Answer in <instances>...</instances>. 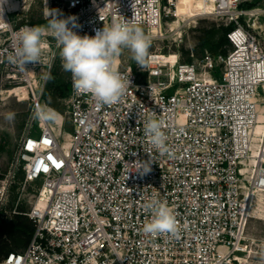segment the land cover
Instances as JSON below:
<instances>
[{
  "label": "built area",
  "instance_id": "1",
  "mask_svg": "<svg viewBox=\"0 0 264 264\" xmlns=\"http://www.w3.org/2000/svg\"><path fill=\"white\" fill-rule=\"evenodd\" d=\"M252 1L206 0L201 14L232 26L227 53L174 63L150 53L145 81L115 60L114 70L130 81L116 104L78 94L69 72L72 132L64 120L58 131L40 120L39 132L23 138L13 168L24 170L25 182L42 180L26 212L34 232L0 264H246L253 197L264 194V131L256 133L264 122V10ZM11 2L0 0V77L30 87L37 111L45 82L36 90L32 71L51 69L56 53L26 67L13 61L16 33L25 25L12 20ZM51 9L74 16L81 36L125 21L162 34L177 0H49L47 18ZM150 119L161 122L165 152L145 135ZM146 164L151 171L141 175ZM9 191L7 179L0 220ZM154 202L175 215V234L143 232Z\"/></svg>",
  "mask_w": 264,
  "mask_h": 264
},
{
  "label": "rangeland",
  "instance_id": "2",
  "mask_svg": "<svg viewBox=\"0 0 264 264\" xmlns=\"http://www.w3.org/2000/svg\"><path fill=\"white\" fill-rule=\"evenodd\" d=\"M189 1L192 5L196 2V0ZM11 3L13 4H10V8L17 10L11 17L18 27L22 25L47 24L48 21L43 24H35L37 21L49 19L44 12L45 0H12ZM249 5L258 6L264 10V0H253ZM182 7L183 9L186 7L184 2ZM194 10H197V8ZM185 15L183 13L182 17H185ZM177 19L174 15L166 17L162 27V34H156L142 28L149 39L148 55L155 52L165 55L176 54L181 62H189L187 58L190 55L193 61L197 57L202 56V40L208 31L226 26L221 18L199 14L192 17L188 16L185 20H181L179 26L173 30L172 24ZM261 22L263 23L259 31L261 36H264V18ZM255 24L258 25L257 22ZM42 43L50 45L49 48L42 49V53L45 54L43 57L45 58L44 61L47 62L53 52L56 53V57L51 69L45 65L32 71L33 87L36 90H40L44 82V85H46L49 73L52 70H56L58 78L70 84L69 72L65 71L62 66L59 54L60 48L56 40L45 33ZM230 48L227 47L226 49ZM48 52L51 54H46ZM148 55L143 67L136 64L131 58V53L128 49H124L117 57V60L121 59L124 66L131 65L139 73L140 80L145 81L146 71L144 69H146ZM22 87L26 88V93L21 92ZM48 101L55 103L59 107V110L53 108L47 104V100L43 96L41 97V107L56 114L54 120L48 121L58 131L64 120V130L72 132L67 98H55L53 93H50ZM36 112L30 87L11 82L5 77H0V185L7 179L10 183V191L2 209L3 217L1 219L10 218L18 209L29 211L37 200V189L41 186L42 180L25 182L24 170L22 168L14 170L13 168V161L23 138L30 133L36 134L40 130V120L35 118ZM9 116L13 118L9 119ZM262 116H264V113ZM251 212L252 216L246 231L248 248L244 256L247 260L246 264H264V194H258L255 197ZM2 241L4 240L0 238V242ZM5 241L12 248L16 246L13 240L5 239Z\"/></svg>",
  "mask_w": 264,
  "mask_h": 264
},
{
  "label": "clouds",
  "instance_id": "3",
  "mask_svg": "<svg viewBox=\"0 0 264 264\" xmlns=\"http://www.w3.org/2000/svg\"><path fill=\"white\" fill-rule=\"evenodd\" d=\"M49 17L46 25H25L18 30L13 61L22 67L38 64L44 47L42 38L47 33L56 40L60 48L62 66L71 73L74 90L78 94H90L100 105L116 104L130 86V81L114 70V62L124 49H128L136 64L144 66L150 47L144 30L140 26H133L129 21L113 22L94 30V36H81L73 31L78 27L74 16L60 18L59 10L51 9ZM55 115L54 112L41 108L35 113V118L54 120ZM144 132L153 148L160 152L167 151L166 137L159 120L146 121ZM150 171L151 165L146 164L142 166L140 173L144 175ZM148 207L153 211V218L143 226L145 234L157 236L177 232L176 217L166 204L154 202Z\"/></svg>",
  "mask_w": 264,
  "mask_h": 264
},
{
  "label": "trees",
  "instance_id": "4",
  "mask_svg": "<svg viewBox=\"0 0 264 264\" xmlns=\"http://www.w3.org/2000/svg\"><path fill=\"white\" fill-rule=\"evenodd\" d=\"M251 6V5H249ZM46 20L37 21L35 24H43ZM232 29L231 25L221 26L219 29H212L203 37L202 50L203 53L209 51L213 54L227 53L230 47V41L227 33ZM190 54V53H189ZM190 62L192 61L190 55L187 58ZM70 91V84L65 83L62 79L57 77L56 70H52L49 73L47 83L44 87L43 98L47 100V104L55 109L59 110V107L48 101V95L53 93L55 98L63 97L66 98ZM27 211L18 209L10 218H3L0 220V238L4 241L0 242V261H2L9 252L17 251L25 248L31 240L34 232V221L28 217ZM5 239L13 240L15 247H10L9 243Z\"/></svg>",
  "mask_w": 264,
  "mask_h": 264
},
{
  "label": "bare ground",
  "instance_id": "5",
  "mask_svg": "<svg viewBox=\"0 0 264 264\" xmlns=\"http://www.w3.org/2000/svg\"><path fill=\"white\" fill-rule=\"evenodd\" d=\"M183 2L186 4L185 9H183V7H182ZM48 5H49V0H45V6L48 7ZM205 7H206V0H196V2H194L193 5L191 4V2L189 0H177V13H176L175 18H178V19L172 24L173 28L172 27L171 28L174 30L177 26H179L180 21L185 20L186 18H188V16L192 17L194 15H199V14L203 13ZM195 8H197V10H194ZM183 13L186 14L185 17H182ZM159 30H160L159 28L158 29L154 28L153 32L159 33L160 32ZM42 44L45 46L44 43H42ZM160 55H161L160 57H162L165 60L170 61L172 63L176 62L178 59L176 54L165 55V54L160 53ZM116 61H119V60H117V58H116ZM22 88L23 89L21 92L26 93L27 92L26 88L25 87H22ZM263 113H262V115H263ZM262 115H261V120L264 119V116H262ZM262 131H264V122H260L256 127V133L257 134L261 133ZM255 197L256 196L253 197V202L255 201ZM37 202L39 203V206L44 205V203L41 200H38ZM239 257H241V256H239ZM241 258H242L243 262L247 261L245 257H241Z\"/></svg>",
  "mask_w": 264,
  "mask_h": 264
}]
</instances>
